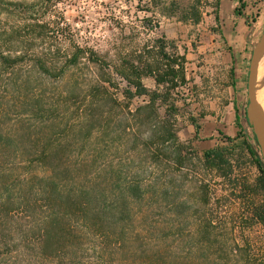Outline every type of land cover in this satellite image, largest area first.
Segmentation results:
<instances>
[{"label":"rangeland","instance_id":"obj_1","mask_svg":"<svg viewBox=\"0 0 264 264\" xmlns=\"http://www.w3.org/2000/svg\"><path fill=\"white\" fill-rule=\"evenodd\" d=\"M263 1L255 0L245 10L250 21L247 35L251 43L250 58L253 45L264 30V12L260 11ZM195 3L196 0H0V33L6 32L8 40L3 50L11 47L27 58L57 56L63 60L79 46L87 50V56H92V50L93 56H102L114 68L120 63L157 56L153 46L164 44L170 54L186 56L190 79L171 97L177 100L180 113L185 114L179 118L176 130L190 158L181 170L173 163L161 172L157 170L165 184L163 199H153L147 209L144 207L147 213L137 218H124L108 236L74 222L71 246L55 257L12 248L11 233L4 218H0V264H264V226L251 210L264 203V193L255 191L261 176L257 162L242 143L243 139L228 137L224 129L223 135H212L215 139L212 144L229 147L227 154L233 171L224 176L210 169L203 159L206 143L199 142L188 119L194 113L201 126L206 114H226L225 94L222 96V88L211 87L207 75H200L201 71L204 75L209 72L210 63L204 64L199 56H222L216 54L222 46L213 47L211 40H229L232 32L213 25L212 13H202L203 23L199 25L191 15L185 19L187 8ZM252 20L256 22L254 29ZM172 44L177 46V54ZM191 62L195 63L190 65ZM96 69V65L86 60L64 79H46L29 74L27 66H23L18 75L32 76L34 84L18 90L1 88L6 96L5 105L0 107L5 112V116H0L1 123L8 129L29 126L34 123L32 109L40 113L43 108L41 116L48 118L47 121L60 122L62 127L67 125V131L72 130L77 123L73 113L76 106H72L67 91L74 80L81 84L91 80ZM248 70L249 66L243 86L246 107ZM117 79L114 92L123 100L125 82L119 75ZM145 83L150 88L155 86L152 78H146ZM141 101L142 98L136 97L133 104ZM245 126L242 135L253 150L259 151L252 128L248 123ZM229 138L236 140L230 142ZM104 152L105 161L113 156L111 150ZM89 153L81 147H74L71 152L76 158ZM127 155L122 151L115 154L116 160L122 161L124 175ZM255 155L259 156L256 152ZM154 170L152 166L146 169L148 180L151 172L156 173ZM205 190L207 203L201 199ZM175 197L179 205L173 204Z\"/></svg>","mask_w":264,"mask_h":264},{"label":"trees","instance_id":"obj_2","mask_svg":"<svg viewBox=\"0 0 264 264\" xmlns=\"http://www.w3.org/2000/svg\"><path fill=\"white\" fill-rule=\"evenodd\" d=\"M196 1L187 8L185 19L191 15L200 20L201 0ZM6 42V32L0 33V107L5 105L3 92L10 87L18 90L34 84L32 76L18 75L23 66L29 74L46 79H64L86 60L97 68L91 80L82 84L74 80L67 91L72 106H76L77 123L72 130L67 131V125L62 127L60 122L47 121L41 116L43 108L40 113L32 109L34 123L29 126L8 129L0 121V218L11 233L12 248L55 257L71 246L74 222L108 236L124 218L147 213L144 207L165 197V184L157 170L163 171L169 163L181 170L190 158L176 130L185 114L180 113L177 100H171L173 92L190 81L186 56H174L164 44H157L153 46L157 56L113 68L102 56H93L92 50V56H87V50L79 46L63 60L57 56L28 59L17 49L3 50ZM172 45L177 54V46ZM117 75L125 82L123 100L114 92ZM146 78L154 80V88L145 83ZM136 97L142 98L138 105L133 104ZM0 116H5L1 109ZM188 119L198 132L195 114L190 113ZM240 138L261 171L255 191L264 193L262 158L255 155L242 134L236 139ZM74 147L91 154L76 158L71 154ZM106 149L113 153L107 161ZM116 151L128 154L125 175ZM228 151L229 147L215 146L204 151L203 159L210 169L228 176L233 171ZM149 166L156 171L148 175L150 180L144 174ZM201 199L208 202L206 190ZM173 204H180L178 197ZM251 210L264 226V203Z\"/></svg>","mask_w":264,"mask_h":264},{"label":"crops","instance_id":"obj_3","mask_svg":"<svg viewBox=\"0 0 264 264\" xmlns=\"http://www.w3.org/2000/svg\"><path fill=\"white\" fill-rule=\"evenodd\" d=\"M207 2V3H205ZM202 13L214 14V22L216 27L228 28L231 32V39L217 40L212 39L213 47H220L216 54L222 56H199L204 64L210 63L209 72L200 75L210 79L211 87L214 89L220 87L223 92L222 96L226 100V114L218 116L213 112L206 114L202 118L204 124L200 126L197 136L199 142L206 143V150L217 146L214 145V137L212 135H223L226 129L228 137L240 136L247 128L245 123H248L245 115V97L244 90V75L247 72L250 56L249 49L251 43L249 41V22L245 15V10L255 4V0H201ZM264 4V1H263ZM264 12V7L260 10ZM200 20L195 21L199 25ZM203 23V22H202ZM220 32V31H219ZM197 60L202 64L201 60ZM195 62H191L193 65ZM189 64V62H188ZM208 65V64H207ZM202 66H198L201 68ZM196 73V72H195ZM215 83V85H214ZM213 102L211 101V108ZM223 126L225 128H223Z\"/></svg>","mask_w":264,"mask_h":264},{"label":"water","instance_id":"obj_4","mask_svg":"<svg viewBox=\"0 0 264 264\" xmlns=\"http://www.w3.org/2000/svg\"><path fill=\"white\" fill-rule=\"evenodd\" d=\"M263 55L264 30L252 48L247 80L248 105L245 110L246 120L252 128L257 144L259 145V151L255 152L262 158V165L264 167V111L260 105L257 90V77Z\"/></svg>","mask_w":264,"mask_h":264},{"label":"bare ground","instance_id":"obj_5","mask_svg":"<svg viewBox=\"0 0 264 264\" xmlns=\"http://www.w3.org/2000/svg\"><path fill=\"white\" fill-rule=\"evenodd\" d=\"M257 90H258L259 102L262 107V110L264 111V55L261 60L259 73L257 77Z\"/></svg>","mask_w":264,"mask_h":264},{"label":"built area","instance_id":"obj_6","mask_svg":"<svg viewBox=\"0 0 264 264\" xmlns=\"http://www.w3.org/2000/svg\"><path fill=\"white\" fill-rule=\"evenodd\" d=\"M251 26H252L253 29L256 28V22H252Z\"/></svg>","mask_w":264,"mask_h":264}]
</instances>
